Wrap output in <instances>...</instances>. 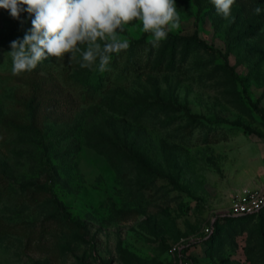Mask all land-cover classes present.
Instances as JSON below:
<instances>
[{
  "label": "rangeland",
  "instance_id": "1",
  "mask_svg": "<svg viewBox=\"0 0 264 264\" xmlns=\"http://www.w3.org/2000/svg\"><path fill=\"white\" fill-rule=\"evenodd\" d=\"M175 3L169 33L206 46L172 69L121 51L104 72L66 54L18 76L3 39L20 21L0 8V264H264V208L223 216L264 186V0L227 19Z\"/></svg>",
  "mask_w": 264,
  "mask_h": 264
},
{
  "label": "clouds",
  "instance_id": "2",
  "mask_svg": "<svg viewBox=\"0 0 264 264\" xmlns=\"http://www.w3.org/2000/svg\"><path fill=\"white\" fill-rule=\"evenodd\" d=\"M218 15L227 19L235 0H211ZM0 8L16 20L21 13L31 18V27L10 42L12 74L31 72L42 61L80 55V67L108 70L112 54L127 50L130 42L121 37L126 26L139 21L150 33L153 47L180 27L175 0H0ZM259 15L261 9H254ZM86 45V48H81Z\"/></svg>",
  "mask_w": 264,
  "mask_h": 264
},
{
  "label": "trees",
  "instance_id": "3",
  "mask_svg": "<svg viewBox=\"0 0 264 264\" xmlns=\"http://www.w3.org/2000/svg\"><path fill=\"white\" fill-rule=\"evenodd\" d=\"M27 13H21V20H23V24L19 22L16 26V29L9 30L6 37L3 39V45L10 46L11 39H17L23 37L25 31L29 29L28 24L24 21L23 17H25ZM150 33L143 34L142 36L134 39L130 42V46L126 52H129V55L132 57L130 61V65L132 69H139L141 67V62L144 63L147 67L151 66L154 69H172L176 63L182 62L188 56V53L191 50L204 48L206 45L197 37H184L177 36L168 33L167 38L159 43V46L153 47L147 37ZM155 50V51H154ZM98 84L96 82H90L86 84L87 93H94L97 90ZM257 111L260 109L253 105ZM59 207V205H58ZM264 208V207H263ZM262 208V210H263ZM261 210V211H262ZM56 214H54L55 216ZM256 214H251L247 216H253ZM226 219H230L231 217H225Z\"/></svg>",
  "mask_w": 264,
  "mask_h": 264
},
{
  "label": "built area",
  "instance_id": "4",
  "mask_svg": "<svg viewBox=\"0 0 264 264\" xmlns=\"http://www.w3.org/2000/svg\"><path fill=\"white\" fill-rule=\"evenodd\" d=\"M264 207V186L248 187L243 186L236 189L230 196L229 205L224 217L247 216L259 213ZM214 218L205 228L206 233L213 231ZM181 245H176L173 249H179Z\"/></svg>",
  "mask_w": 264,
  "mask_h": 264
},
{
  "label": "crops",
  "instance_id": "5",
  "mask_svg": "<svg viewBox=\"0 0 264 264\" xmlns=\"http://www.w3.org/2000/svg\"><path fill=\"white\" fill-rule=\"evenodd\" d=\"M243 186H248V187H261V186H253V185L250 186V184H249V185H241V186H239L238 188L243 187ZM238 188H235V190L238 189ZM235 190H233V192H234ZM233 192H231V193L229 194V199H230V196H231V194H232Z\"/></svg>",
  "mask_w": 264,
  "mask_h": 264
}]
</instances>
